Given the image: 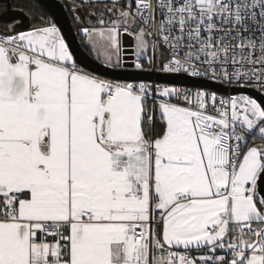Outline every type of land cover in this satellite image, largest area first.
<instances>
[{
    "label": "snow or ice",
    "instance_id": "1",
    "mask_svg": "<svg viewBox=\"0 0 264 264\" xmlns=\"http://www.w3.org/2000/svg\"><path fill=\"white\" fill-rule=\"evenodd\" d=\"M85 5L0 19V264H264V0Z\"/></svg>",
    "mask_w": 264,
    "mask_h": 264
},
{
    "label": "water",
    "instance_id": "2",
    "mask_svg": "<svg viewBox=\"0 0 264 264\" xmlns=\"http://www.w3.org/2000/svg\"><path fill=\"white\" fill-rule=\"evenodd\" d=\"M8 9H11L10 0H6ZM47 10L51 13L53 18L58 22L62 32L65 34L67 41L70 43L72 50L77 54L79 59H86L87 61L95 64L98 62L95 57L89 53L82 45L78 33L75 29L73 19L70 16L65 4L62 0H38ZM227 94V93H225ZM253 95H256L253 93Z\"/></svg>",
    "mask_w": 264,
    "mask_h": 264
},
{
    "label": "trees",
    "instance_id": "3",
    "mask_svg": "<svg viewBox=\"0 0 264 264\" xmlns=\"http://www.w3.org/2000/svg\"><path fill=\"white\" fill-rule=\"evenodd\" d=\"M10 2H11L12 8L21 9L28 14V16L30 17L29 28L33 24L38 23V21L34 18L33 14H32L33 9H35L36 13L44 15L45 18L53 17L51 15V13L47 10V8L38 0H10ZM63 2L65 4V7L67 8L70 16L73 19V23H74L75 29L77 31L78 25L75 22L74 15H73V3L74 2H67V1H63ZM75 3L80 4L81 2H75ZM109 4H110V2H109ZM7 7H8L7 1L6 0H0V14L2 12H4L7 9ZM80 10H82L86 14H89L88 5H85V7L81 8ZM77 33H78V31H77ZM78 36H79V39H80L83 47L95 57L94 53L90 52L89 48L84 46V43L82 42L81 34L78 33Z\"/></svg>",
    "mask_w": 264,
    "mask_h": 264
},
{
    "label": "crops",
    "instance_id": "4",
    "mask_svg": "<svg viewBox=\"0 0 264 264\" xmlns=\"http://www.w3.org/2000/svg\"><path fill=\"white\" fill-rule=\"evenodd\" d=\"M12 15H15L16 18L21 21V28L19 30L29 29L30 17L28 16L26 12H24L21 9L12 8V6H11V9H8L7 7V9L0 14V19H7V17L12 16ZM73 15L80 16L84 20L85 24H87L88 22L95 23V19H96L95 16L86 14L80 9H78L77 11H73Z\"/></svg>",
    "mask_w": 264,
    "mask_h": 264
},
{
    "label": "built area",
    "instance_id": "5",
    "mask_svg": "<svg viewBox=\"0 0 264 264\" xmlns=\"http://www.w3.org/2000/svg\"><path fill=\"white\" fill-rule=\"evenodd\" d=\"M62 1H67V2H81V0H62ZM225 94V93H223Z\"/></svg>",
    "mask_w": 264,
    "mask_h": 264
},
{
    "label": "rangeland",
    "instance_id": "6",
    "mask_svg": "<svg viewBox=\"0 0 264 264\" xmlns=\"http://www.w3.org/2000/svg\"><path fill=\"white\" fill-rule=\"evenodd\" d=\"M105 2L109 3V2H110V0H105ZM95 55H96V54H95Z\"/></svg>",
    "mask_w": 264,
    "mask_h": 264
}]
</instances>
